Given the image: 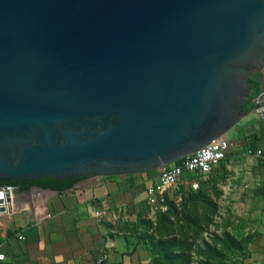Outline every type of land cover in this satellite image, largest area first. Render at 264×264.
<instances>
[{
	"label": "water",
	"instance_id": "1",
	"mask_svg": "<svg viewBox=\"0 0 264 264\" xmlns=\"http://www.w3.org/2000/svg\"><path fill=\"white\" fill-rule=\"evenodd\" d=\"M251 116L264 0H0V180L160 170Z\"/></svg>",
	"mask_w": 264,
	"mask_h": 264
},
{
	"label": "crops",
	"instance_id": "2",
	"mask_svg": "<svg viewBox=\"0 0 264 264\" xmlns=\"http://www.w3.org/2000/svg\"><path fill=\"white\" fill-rule=\"evenodd\" d=\"M232 131L236 139H227L234 148L216 168L223 176L219 201L232 206L238 227L257 226L242 260L264 264V160L256 155L264 152V118L248 117ZM158 176L159 171L93 177L63 192L17 191L14 213L0 216V252L6 256L0 264H94L102 255L107 264H150L146 246L138 244L126 224L137 219L146 190ZM189 177L185 173L183 180Z\"/></svg>",
	"mask_w": 264,
	"mask_h": 264
},
{
	"label": "trees",
	"instance_id": "3",
	"mask_svg": "<svg viewBox=\"0 0 264 264\" xmlns=\"http://www.w3.org/2000/svg\"><path fill=\"white\" fill-rule=\"evenodd\" d=\"M248 83L252 90L249 87L250 94L242 106L246 113L253 110V101L259 95L258 84L251 80ZM182 161L183 159L176 164ZM157 171L159 170L148 173ZM222 178L214 169L206 179L200 180L199 190L193 191L183 186L172 191L174 195L167 193L168 210L156 212L155 221L149 216L151 206L146 201L137 214V219L126 224L127 231L136 238L138 244L146 246L150 264H237L239 260L242 262L246 258L254 233L244 234L240 231L232 234L227 231L221 235L215 233L209 240L204 238V233L209 231L218 214L219 206L213 196H222L217 188ZM82 179L84 178H45L22 183L0 180V188L14 187L20 193L28 192L33 187L63 192L73 188Z\"/></svg>",
	"mask_w": 264,
	"mask_h": 264
},
{
	"label": "built area",
	"instance_id": "4",
	"mask_svg": "<svg viewBox=\"0 0 264 264\" xmlns=\"http://www.w3.org/2000/svg\"><path fill=\"white\" fill-rule=\"evenodd\" d=\"M233 148L234 144L231 141L221 137L212 141L195 154L184 158L180 164L174 163L163 166L159 170L157 180L146 190L147 203L151 206V217H154L156 212H166L168 210L166 194L183 187L180 185L181 181H185L188 184L185 186L191 190H199L200 180L206 179L227 158ZM256 155L264 160V152L262 150H257ZM185 173L190 177L183 180ZM0 191L4 194V206L6 208L5 212H0V216L3 214L12 215L15 210L17 189L14 187H3L0 188ZM94 216L99 218L102 216V212H95ZM47 217H50V215ZM24 239L23 235L19 236V240ZM5 260V254L0 252V262ZM105 260L106 255H102L96 261V264H103Z\"/></svg>",
	"mask_w": 264,
	"mask_h": 264
},
{
	"label": "rangeland",
	"instance_id": "5",
	"mask_svg": "<svg viewBox=\"0 0 264 264\" xmlns=\"http://www.w3.org/2000/svg\"><path fill=\"white\" fill-rule=\"evenodd\" d=\"M227 138L229 140L236 139L235 132L234 131L229 132L227 135ZM208 178H210V176ZM217 188L221 191L220 183L218 184ZM171 194L174 195V192H171ZM212 196H213V194H212ZM213 198L218 203L219 209H218V214L215 217L214 224H212L210 226L209 231L204 233V238L206 240H209V238L211 239L212 235L215 233L221 235V234H223V232L229 231V232H232V234H236L237 232L241 231L244 234H248V233L252 232L251 230H254L257 228V226H256V228L251 227V226L238 227L237 220H234L230 215L231 211L233 210L232 206L220 204L219 200L221 197L216 198L215 196H213ZM178 200H180V199H178ZM149 216L151 217V213ZM152 218H153V221H155V217H152ZM237 264H244V262L243 261L241 262L239 260V262H237Z\"/></svg>",
	"mask_w": 264,
	"mask_h": 264
},
{
	"label": "flooded vegetation",
	"instance_id": "6",
	"mask_svg": "<svg viewBox=\"0 0 264 264\" xmlns=\"http://www.w3.org/2000/svg\"><path fill=\"white\" fill-rule=\"evenodd\" d=\"M248 87H250V86H248ZM252 90V87H250V91Z\"/></svg>",
	"mask_w": 264,
	"mask_h": 264
}]
</instances>
